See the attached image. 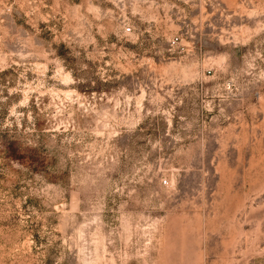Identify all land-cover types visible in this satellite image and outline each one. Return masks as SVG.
Masks as SVG:
<instances>
[{
    "label": "rangeland",
    "instance_id": "1",
    "mask_svg": "<svg viewBox=\"0 0 264 264\" xmlns=\"http://www.w3.org/2000/svg\"><path fill=\"white\" fill-rule=\"evenodd\" d=\"M0 264H264V0H0Z\"/></svg>",
    "mask_w": 264,
    "mask_h": 264
},
{
    "label": "built area",
    "instance_id": "2",
    "mask_svg": "<svg viewBox=\"0 0 264 264\" xmlns=\"http://www.w3.org/2000/svg\"><path fill=\"white\" fill-rule=\"evenodd\" d=\"M130 30H131V28H130V27H128V28H127V31H130ZM165 183H167V181H166V180H165Z\"/></svg>",
    "mask_w": 264,
    "mask_h": 264
}]
</instances>
